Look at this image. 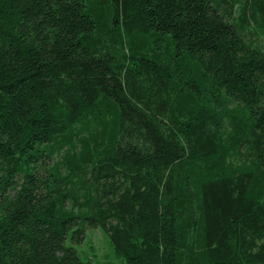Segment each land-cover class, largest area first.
<instances>
[{"label":"trees","instance_id":"trees-1","mask_svg":"<svg viewBox=\"0 0 264 264\" xmlns=\"http://www.w3.org/2000/svg\"><path fill=\"white\" fill-rule=\"evenodd\" d=\"M263 41L264 0H0V264H264Z\"/></svg>","mask_w":264,"mask_h":264},{"label":"rangeland","instance_id":"rangeland-1","mask_svg":"<svg viewBox=\"0 0 264 264\" xmlns=\"http://www.w3.org/2000/svg\"><path fill=\"white\" fill-rule=\"evenodd\" d=\"M262 43L264 45V41ZM57 158L59 157L47 160L46 167H52ZM68 244L79 253L83 260H92L100 264H121L115 256L109 236L100 228H90L80 242L68 241Z\"/></svg>","mask_w":264,"mask_h":264}]
</instances>
